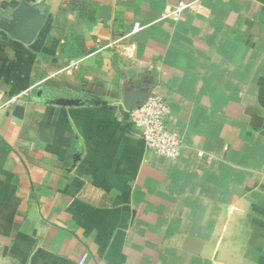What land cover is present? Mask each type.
Listing matches in <instances>:
<instances>
[{"label":"crops","instance_id":"obj_1","mask_svg":"<svg viewBox=\"0 0 264 264\" xmlns=\"http://www.w3.org/2000/svg\"><path fill=\"white\" fill-rule=\"evenodd\" d=\"M23 1L47 17L29 45L0 28V264H264V0H4L0 22ZM153 93L177 160L132 125Z\"/></svg>","mask_w":264,"mask_h":264},{"label":"built area","instance_id":"obj_2","mask_svg":"<svg viewBox=\"0 0 264 264\" xmlns=\"http://www.w3.org/2000/svg\"><path fill=\"white\" fill-rule=\"evenodd\" d=\"M3 1L0 0V12ZM190 7L191 4L180 2L173 15H179ZM143 29H145L144 26L136 24L130 35ZM77 65L73 64L70 68L77 69ZM21 96L13 97L8 104L19 101ZM169 113L170 109L165 99L161 95L153 93L141 107L130 112V117L132 125L141 133V137L150 151L161 157L177 160L183 152L184 145L181 138L167 128L166 118Z\"/></svg>","mask_w":264,"mask_h":264},{"label":"water","instance_id":"obj_3","mask_svg":"<svg viewBox=\"0 0 264 264\" xmlns=\"http://www.w3.org/2000/svg\"><path fill=\"white\" fill-rule=\"evenodd\" d=\"M46 17V12H41L33 5L29 4L26 1H23L21 2L18 9L15 10L11 15V20L7 22H0V28L5 30L13 38H16L24 44L29 45L39 34L41 28L45 23ZM42 96L43 93L39 92L38 100H42ZM146 100H143L140 104L130 106L129 109L134 110L141 107L146 102ZM42 101L60 107H80L91 103L90 100L82 98H54L43 99Z\"/></svg>","mask_w":264,"mask_h":264}]
</instances>
